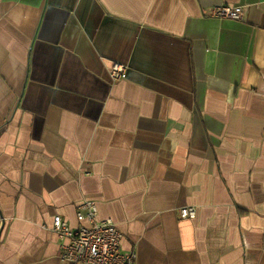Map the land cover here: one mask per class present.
I'll use <instances>...</instances> for the list:
<instances>
[{"label": "crops", "instance_id": "0c3cea01", "mask_svg": "<svg viewBox=\"0 0 264 264\" xmlns=\"http://www.w3.org/2000/svg\"><path fill=\"white\" fill-rule=\"evenodd\" d=\"M87 200L136 264H264V0H0V264Z\"/></svg>", "mask_w": 264, "mask_h": 264}, {"label": "built area", "instance_id": "2783aa9c", "mask_svg": "<svg viewBox=\"0 0 264 264\" xmlns=\"http://www.w3.org/2000/svg\"><path fill=\"white\" fill-rule=\"evenodd\" d=\"M208 18L241 21L243 7L220 6L203 12ZM110 77L115 81L125 80L126 67L112 64ZM181 218L194 219V207L180 209ZM79 226L71 229L59 215L52 219L51 230L61 241V259L70 264H136V253L121 251L122 235L111 220H100L96 203L84 201L78 207Z\"/></svg>", "mask_w": 264, "mask_h": 264}]
</instances>
